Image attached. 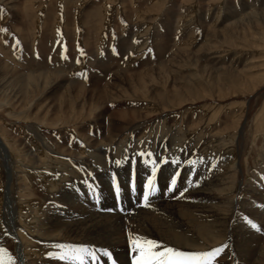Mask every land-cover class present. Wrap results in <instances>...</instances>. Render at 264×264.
<instances>
[{
  "label": "rangeland",
  "instance_id": "obj_1",
  "mask_svg": "<svg viewBox=\"0 0 264 264\" xmlns=\"http://www.w3.org/2000/svg\"><path fill=\"white\" fill-rule=\"evenodd\" d=\"M68 87L90 92L72 101ZM96 88L106 93L104 102L92 94ZM55 93L65 96L56 100ZM100 106L109 111L99 119ZM75 120L81 125H70ZM133 126L142 139L137 153L155 151L163 136L173 140L167 151L191 145L194 170L216 167L225 190L216 200L234 203L229 225L247 218L260 228L248 224L252 235L240 239L239 262L264 264V0H0V222L11 223L5 195L20 186L34 187L43 206L48 189L32 167L56 184L53 168L76 165L67 152L87 154L91 140L103 148L122 136L120 147L133 146ZM10 227L4 221L0 251L18 262Z\"/></svg>",
  "mask_w": 264,
  "mask_h": 264
},
{
  "label": "bare ground",
  "instance_id": "obj_2",
  "mask_svg": "<svg viewBox=\"0 0 264 264\" xmlns=\"http://www.w3.org/2000/svg\"><path fill=\"white\" fill-rule=\"evenodd\" d=\"M4 1H6L8 4L9 2H11V0H4ZM211 63H212L211 65L212 67L216 65L215 61ZM145 77L142 76L143 79H140V81L143 82ZM128 84L129 83H127V85ZM55 90L57 91V89ZM103 91L100 88H98V90L96 92H92V94L99 93L98 94L100 95L99 97H101L104 102L106 93H104ZM89 92L90 90L86 91L83 90L82 88L68 87L66 93H68L69 95L68 99L70 98V100L72 101L73 100L77 101L79 99V96H82L83 98L84 96H87ZM154 92L155 94L157 93V91ZM36 93H37V89H36ZM64 96L58 94L56 96V100L59 97L60 100L64 98ZM160 96L164 97L163 94H160ZM98 99L101 101L100 98ZM98 99L96 98V100ZM114 99L116 100V98ZM93 100L95 99H92L91 101L93 102ZM64 102H66V100ZM96 108L97 110L99 109V112L97 113L99 119L101 117H104L109 111L107 107L104 108L103 106H100V108L99 107ZM36 113H38V111ZM69 114L68 116H70ZM109 115H111V111ZM72 116L70 118H72ZM135 120H136L135 114H133L132 122ZM87 121L89 120L87 119ZM92 122L95 124L96 128L99 131L100 130L104 131V129L106 128V127H102L101 124L97 123L96 120ZM70 123L71 122H69V124ZM75 123H80V122L75 120V122L73 121L70 125L72 124L74 125ZM82 124H84V122ZM79 125H81V123ZM159 126L160 125H158V127ZM57 128H59V126ZM105 133H103L102 136ZM70 134L71 133H69V135ZM129 135L130 136L133 135V138L141 136V134L139 133V128L138 127L135 128L133 126L131 128V133ZM120 137L121 136L119 135V138ZM160 138L161 139L159 140V143L156 145V150L152 152L153 157L157 160L158 163L161 159L167 157L169 163L161 165L157 175V182L160 186L159 191L157 194L150 196L148 201L149 206L147 207L143 206L140 203V201L142 200L143 184L146 181L148 175H150V167L145 166L143 163V158L139 156H136V162L134 166L135 182H136L135 195L131 193L129 186L133 172V163L130 157H133L134 155H136L135 153L138 152V151L135 152V149L133 148L140 145V143L142 142L141 137H138V141L135 145L133 144V146L126 148H123V146L121 147L119 146L120 144L118 142L122 143L125 140V137L122 136V139L120 141L118 139L116 140L118 142L115 141L111 143L109 142L110 144L106 145V147L103 148L99 146L100 143H97L95 139L91 140L90 141L91 143L89 142L90 144H88L90 147L88 152L90 153L87 154L85 153V151H83L84 153H80V154L78 153L72 154V152H67L66 155H68L71 159L73 158V160L76 161L75 162L76 165L72 166L73 169L70 166H61V167L58 166L57 168L55 167L56 169L53 168L55 170L54 172H52L54 173L53 176L57 177V174L58 176H60L56 184H51L50 182L48 183L46 181V179L51 177L50 175L51 173H48L46 171L45 172L40 171L42 170L41 169L42 167L41 168L32 167V170H35V172L38 173L39 176L42 178V181L44 182L43 184H45V187H47L48 189V193L44 198L43 206L41 205L40 208L37 206L38 204H41L39 202L40 200H38V198L34 196L35 194L34 187L27 185L20 186L17 189V192L15 194L16 196L15 195L13 196L14 198L13 197L11 198L10 192H7V195L5 196H6V200L8 199V202L5 203L6 204L5 208L7 212H11L12 216L9 218L11 220V223H9L5 219L1 220L0 229L4 227V221L5 223H7L8 227H10V225L12 224L10 230L11 228L15 229L17 238L19 239V243L17 245L19 261L17 262L14 259L13 260H11V258L9 259L8 254L5 255V252L1 253L0 251L1 253L0 264H8L9 261H13L14 264H88L87 263L88 261L89 264L90 263L92 264L91 257L88 255V252L79 250L82 248H87L93 251L96 249H108L112 253L115 260L117 261V264H131V256H130L129 244H128L129 236L133 238L139 237L141 239L149 238V239L157 240L160 241L164 246L173 247L178 250L190 251V252H206V251H210L211 249L220 247L222 245H227V247L224 248V250L221 253H219L216 257L210 258L212 260V264H230L227 261H225L224 258L225 252L229 254L230 258H232L231 260L233 261V263L231 264H240L239 257L241 255L240 248L242 246L240 247L239 244L241 243L240 241L243 240L241 237L247 238V236L252 235L251 232L252 230L250 228L251 226L250 227L248 226V223L246 224V222L237 221L236 219L234 220V223H232V225H229L230 224L229 219L231 218L232 214L233 215L235 214V212L233 211L234 203L231 198L229 200H224L222 199V197H219L222 199V201L220 200V202H218L216 200L215 196L217 195V192H221L222 195H225L224 188H222L220 182H218L219 172L216 171L217 170L216 167L215 166L213 167L212 164L208 162V163L199 164L198 168H195L194 170L193 165H195L194 162L195 160L190 158L191 156L190 149L191 151L194 150L191 148V145L183 146L179 144L183 147L182 148L180 147V149L167 151L169 144L173 140L170 141L168 137L165 138L163 136H160ZM50 139L51 137L49 138V141ZM110 140L113 141V139L111 138ZM179 143H181L180 140ZM70 144L69 146H71ZM59 151H62V149L60 148ZM95 153L98 156H96ZM106 153L110 154L108 155L110 156V158H108L109 161L106 164H104L105 163L104 162L103 163L104 165L102 164L100 165L101 162L99 161H102V159H107V157L104 158ZM21 154L22 153H20V155ZM31 157L32 156H30V158ZM125 157H128V159H125ZM26 158L28 159L27 156ZM175 158H179L181 163L174 166L172 165L171 160ZM39 159L41 160V158ZM117 159L121 160V165H115L114 161ZM13 161L11 160V162ZM178 170H180V175L177 178V185L175 191L169 194H165L164 191L165 188L167 187L171 178L176 174ZM23 172L22 174H24ZM113 172L117 174L119 186L121 189V194L119 199H117L114 189L112 187L111 177ZM189 181H191V183H189ZM89 184H91L92 187H89ZM185 188H187L185 195L183 197L179 196V192L183 191ZM97 192H101V194L98 195ZM114 195H115L116 203L114 200ZM248 206L246 207V211L247 213H250L252 215L251 211H249L248 209L249 208ZM236 208H238V206ZM0 210H1V206H0ZM244 213L245 212H243V214ZM11 232L12 231H10V234ZM2 237L3 234L2 232H0V242L3 239ZM57 245H65V247L60 248L57 247ZM245 245L247 246L248 244L245 242ZM246 248H248V246ZM262 254L264 255V253ZM61 256H65L66 258L60 259ZM97 256L100 257L101 264H108L107 258L103 257L100 252H97ZM205 259H209V258H205Z\"/></svg>",
  "mask_w": 264,
  "mask_h": 264
},
{
  "label": "snow or ice",
  "instance_id": "obj_3",
  "mask_svg": "<svg viewBox=\"0 0 264 264\" xmlns=\"http://www.w3.org/2000/svg\"><path fill=\"white\" fill-rule=\"evenodd\" d=\"M149 51H151V49H149ZM113 52L115 53V48H113ZM81 54L83 55L82 49ZM62 58L68 59L66 54H62ZM77 63H80V61L77 60ZM136 156L143 158L144 165L150 167V175H148L146 181L143 184L142 200L140 201L143 206L147 207L149 206L148 201L150 196L157 194L159 191L160 186L157 182L158 171L161 165L169 163V160L167 157H164L158 163L157 160L153 157V153L151 151H141L134 155L131 158L133 163V172L129 185L131 193L133 195L136 194V182L134 171ZM125 159H128V157H125ZM114 163L115 165H121V160L117 159L114 161ZM171 163L175 166L177 164H180L181 161L179 160V158H175L171 160ZM179 175L180 170H178L176 174L171 178L170 182L164 190L165 194H169L175 191L177 185V178L179 177ZM111 178L112 187L114 189L115 195L117 199H119L121 189L119 186L117 174L113 172ZM189 183H191V181H189ZM89 187H92V185L89 184ZM186 191L187 188H185L183 191H180L179 196L183 197ZM245 220L253 229L260 231L259 226L252 220H249L247 218H245ZM128 244L131 256V264H212V260L210 258L216 257L219 253L224 250V248L227 247V245H222L206 252H190L178 250L173 247L164 246L160 241L157 240L149 238L141 239L139 237L133 238L131 236H129ZM57 247L63 248L65 247V245H57ZM79 250L88 252V255L91 257L92 264H101L100 257L97 256V252H100L103 257L107 258L108 264H117V261L108 249H96L93 251L87 248H82ZM65 258V256L60 257V259ZM8 264H14V262L9 261Z\"/></svg>",
  "mask_w": 264,
  "mask_h": 264
}]
</instances>
